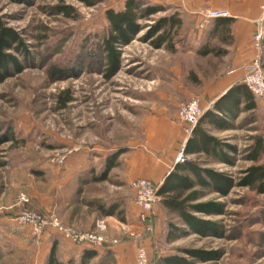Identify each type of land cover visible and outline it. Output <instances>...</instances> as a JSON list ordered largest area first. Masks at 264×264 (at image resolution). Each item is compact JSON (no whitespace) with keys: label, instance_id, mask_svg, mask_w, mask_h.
<instances>
[{"label":"rangeland","instance_id":"1","mask_svg":"<svg viewBox=\"0 0 264 264\" xmlns=\"http://www.w3.org/2000/svg\"><path fill=\"white\" fill-rule=\"evenodd\" d=\"M125 1L92 0L88 5L81 0H0V15L24 44L11 50L23 70L0 82V264H46L54 238L35 235L32 227L16 221L23 211L55 215L66 224L61 215L73 204L89 212L90 202L107 207L133 195L131 158L145 154L165 159L179 107L197 98L207 108L218 89L212 82L233 68V54L226 50L228 38L215 35L209 42L212 52L204 56L196 51L203 43L190 40L188 33L197 32L201 11L227 9L214 7L242 0H207L215 5H204L196 17L176 5L203 0H176L164 11L140 19L141 31L129 43L118 44V64L112 69L102 45L109 25L106 11L122 9ZM141 1L153 4V0ZM62 7L71 14L62 13ZM173 13L184 19L182 27L174 29V51L157 47V35L151 36L150 29L159 18ZM258 22L264 26L263 11ZM55 66L66 69V74H54ZM228 121L229 129L211 133L229 145L225 153L232 164L223 158L212 162L214 158L206 156L209 162L203 163L231 177L233 186L227 194L198 186L201 194L190 202L191 212L212 224L214 231L203 234L164 212L157 242L152 234L146 235L153 241L149 252L155 263L176 253L194 264H264V195L241 184L253 164L248 160L252 137L264 134V113L242 111ZM181 130L177 154L186 137ZM114 153L118 157L107 178L93 181ZM77 177L90 181L83 184ZM205 203L216 210L194 208ZM102 221L97 219L92 231ZM106 229L100 231L105 236ZM146 238L138 240V247H147ZM186 249L216 251L218 257L204 261L190 257ZM71 264L80 263L74 259ZM101 264L119 262L106 252Z\"/></svg>","mask_w":264,"mask_h":264},{"label":"trees","instance_id":"2","mask_svg":"<svg viewBox=\"0 0 264 264\" xmlns=\"http://www.w3.org/2000/svg\"><path fill=\"white\" fill-rule=\"evenodd\" d=\"M88 5L93 4L92 0H81ZM145 6V7H143ZM166 7L159 4H148L141 0H126L122 9L109 8L106 11V17L109 22L107 33L103 36V47L108 53L110 66L112 69L118 64L120 43H129L135 35L141 31L142 25L140 19H145L157 12L164 11ZM61 12L71 14L68 7H62ZM224 24L229 25L231 18H222ZM182 18L176 13L163 16L151 26V36L157 35L154 43L157 47L166 46L169 50H175L172 36L174 29L181 27ZM23 40L20 34L11 26L7 25L3 17L0 15V82L4 81L13 71L19 73L23 70L20 60L11 53V50L23 47ZM211 52L210 49L203 51V54ZM54 74L64 75L67 70L56 67ZM71 99H65L66 104ZM244 102L243 107L241 103ZM257 107L254 93L245 85L239 83L230 88L215 103L214 109H209L203 113L198 123L194 127L192 135L189 137L185 153L188 158L176 163L169 172L166 173L163 183L159 186L158 194L161 196V202L169 210L178 214V216L192 229L198 230L203 234L214 231L212 224L197 218L192 212L193 205L191 201L199 198L201 190L196 189L211 187L218 190L222 194H227L233 186L234 181L227 174L218 172L211 168L201 166L200 158H189V155H201L203 152L208 155L219 156L227 163L232 164L228 157V153L217 150V146L221 144L217 137L209 134L203 124L212 123L218 129L230 128L228 117L237 116L242 111L253 110ZM253 144L248 149V158L258 160L264 153V135L257 134L253 136ZM229 146V145H226ZM118 154L114 153L106 159L105 168L101 174L95 176L96 181L105 180L109 171L115 166ZM244 186L256 189L258 193H264V164H257L248 167L245 175L241 180ZM188 192H190L188 194ZM196 206V207H195ZM194 208L212 209V204H199ZM108 214H114L115 208L112 207ZM190 257L200 260H212L218 257L216 251H205L201 249H186ZM99 256L98 250L94 248L85 249L81 257L80 264H87L90 260ZM102 260V259H101ZM98 262L97 264H101ZM151 264H194L189 258L180 254H172L164 256L155 263L154 259H150ZM46 264H71V261L64 260L59 254L58 240L55 239L46 258Z\"/></svg>","mask_w":264,"mask_h":264},{"label":"crops","instance_id":"3","mask_svg":"<svg viewBox=\"0 0 264 264\" xmlns=\"http://www.w3.org/2000/svg\"><path fill=\"white\" fill-rule=\"evenodd\" d=\"M175 1L176 0H153V4H159V5H163L164 7H167L176 4ZM177 4L178 5L176 6L183 7L186 10V14L190 17H196L195 13L198 12L200 8L204 7V5H208V4L212 5L207 0H203L200 3H197L196 5H187L186 3L185 4L177 3ZM262 5H264V0H242L240 3H235V4L233 3L231 5L227 3H216L215 6L217 7L214 8L225 7L229 9L231 15L228 17H220V18L212 19L206 25V27L202 29L199 28L197 22V24L195 25L197 27V32L194 29H192L188 33V37L190 40L194 38L195 39L198 38V40H200L199 42L203 43L201 47H198V49H196V51L201 55L205 56L212 52V49L209 47V42L215 37V35H223L224 37L228 38V41L230 43H228V47L226 50H230V52L233 54L232 55L233 68L229 70L227 74H222L212 82V83H217L216 87L218 89L211 98L208 107L205 108V112L209 109H214V105L219 100V98L222 95H224L234 85L239 83H244L243 78L247 72L246 67L255 56V50L253 46V35L257 30V28H259V26L263 24L262 22H258L260 16L262 15V8H261ZM181 18H182V24H181L182 27V25L184 24V19L183 17ZM222 18H231L230 24L229 25L224 24L225 20H220ZM206 49H210L211 52L203 54V51ZM263 50H264V39H263ZM255 100L257 107L249 111H253V112L260 111L264 113L261 109V101L257 96H255ZM243 105L244 102L241 103V107H243ZM177 121L178 123L176 124V126L175 125L171 126L172 139L169 140L168 142L167 157L162 160V158H157L150 155L148 156L145 154H138L136 158L135 157L131 158V161L128 162L130 164L129 179L133 180L139 177L148 178L152 180L154 183H156L158 186H160L163 183L166 173L169 172L170 169H172L176 163H179V162H175V159L177 157V145L182 136L181 133L182 125L179 122L178 114H177ZM203 128L214 137L217 136L213 135L211 133V130L212 131L226 130V129H218L214 127L212 123H208V122L203 124ZM225 147L226 145H224V143L221 142L220 146L219 145L217 146V150H222L225 152ZM205 156L209 158H214L212 162L219 161L218 160L219 156L208 155L204 152L199 156L189 155V158L199 157L201 166L204 168H209L204 166L203 163L204 160L209 162V159L207 158L204 159ZM262 159H264V153L260 156L258 160H251V159L248 160L253 162L252 165H257V164H264V162H261ZM252 165H249V167ZM77 178L75 179L76 180L80 179L83 181L81 177L78 179ZM89 181L90 179L88 181L85 180L83 181V184H88ZM93 181L100 182V181H96L95 178L93 179ZM254 190L257 194L264 195V193H258L256 189ZM94 198L97 199L100 197H96V195H94ZM161 199L162 198L160 196V202L154 205L150 218L154 228L153 229L154 233L152 231H148L147 222H143L140 219L139 217L140 209L135 202V194L133 191V195H131L130 197L127 198L124 197L123 199L120 198L119 200L116 201V203H112L107 207H105L104 204L99 205L97 204V202H92V203L90 202L87 205L88 207L92 208V211L88 212L85 211L84 209H79V208L77 209L76 207L77 204H73L69 212L63 213L61 215L62 220L66 224L73 225L76 228L78 227V229L80 228L81 230L84 231L85 230L92 231L94 229L93 228L94 222L99 218L103 219L107 224V229L104 233L109 239V241L106 244L101 246H94L91 244H74L68 239H66L61 233H59L54 229H50L47 232H45L43 237L46 239L54 238L53 240H51L52 242L50 243L51 244L50 248L52 246L53 241L57 239L59 254L62 256L64 260L67 261H72L76 259L79 260L80 263L84 250L87 248L88 249L94 248L99 252V256L92 259L95 260L94 264L100 262L103 255L106 252L110 253L111 256L115 257L118 260L119 264H133L137 255V249L139 243L138 240L143 237L146 238L147 233L150 235L152 234V237H154V242L155 241L157 242L156 237L161 236L160 228L164 218V212L167 211L179 217L177 213L169 210L166 206H164L163 203L161 202ZM112 207L115 208V213L108 214L107 211ZM157 231L158 233L154 235L155 232ZM114 239L118 240V242L113 243L112 241ZM144 242L145 245L147 246L146 248H148L147 249L148 254L150 255V252L152 253L151 248L153 246L151 244L153 241L150 240V237H147ZM172 254H176V253H172ZM172 254H168V255H172ZM168 255H164V256H168ZM151 258L152 257L150 255V259Z\"/></svg>","mask_w":264,"mask_h":264},{"label":"built area","instance_id":"4","mask_svg":"<svg viewBox=\"0 0 264 264\" xmlns=\"http://www.w3.org/2000/svg\"><path fill=\"white\" fill-rule=\"evenodd\" d=\"M264 13V5L261 6ZM201 21L199 28H205L212 19L220 17H228L231 15L227 9H207L200 13ZM264 26L260 25L254 35V47L256 54L252 61L246 67V74L243 78L245 85L254 93L261 101V109L264 112V65L262 63L261 50L263 48ZM205 112L201 102L197 98L190 99L179 107L178 119L182 124L186 137L184 138L182 148L177 154L175 162H183L188 158L185 153V146L192 135L194 127L198 123L200 117ZM135 194V202L140 209V219L147 222V230L153 231L152 221L150 220L154 205L160 200L158 194L159 186L148 178H136L131 183ZM16 221L32 227L35 235L45 234L50 229H54L61 233L66 239L74 244H91L101 246L106 244L109 239L100 231L106 229L104 221L97 223V230L82 231L72 226L64 224L57 216H44L35 211H23L16 216ZM113 243L118 240L114 239ZM133 264H151L147 249L139 246L136 259Z\"/></svg>","mask_w":264,"mask_h":264}]
</instances>
